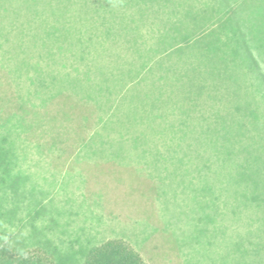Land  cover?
I'll use <instances>...</instances> for the list:
<instances>
[{"label": "rangeland", "instance_id": "obj_1", "mask_svg": "<svg viewBox=\"0 0 264 264\" xmlns=\"http://www.w3.org/2000/svg\"><path fill=\"white\" fill-rule=\"evenodd\" d=\"M108 1H77L74 11L42 7L40 0H0V66L21 83L29 82L25 94L41 99L45 110H57L59 101L72 131L65 130L67 148L57 159L72 170L64 186L39 148L26 141L20 149L8 140L19 183L13 171L0 192V211L10 212L19 202L12 229L23 227L29 234L46 227V236L64 250L72 239L51 230L54 219L68 222L81 244H93L92 234L97 241L122 238L136 249L143 241L168 245L174 254L170 264H264V100L252 113L251 105L260 99L241 73L239 97L231 98L238 90L226 86L222 100L214 83L170 86L171 72L156 82L150 77L153 69L119 96L123 80L138 71L140 54L121 50L116 42L106 48L107 24L115 20L117 4ZM203 1L208 0H183L188 16L181 8L168 24L187 26L203 10ZM249 20H254L251 12L246 18L238 11L228 24L244 32ZM233 33L222 39L227 47ZM227 47L223 55L231 57ZM195 59L206 61L201 55ZM234 59L230 69L241 72V58ZM37 64L44 67L39 86L30 82L29 72ZM192 64L197 66L191 62L188 68ZM4 76L0 73V81ZM65 77L67 84L60 80ZM65 84L68 90L62 91ZM95 120L100 129L76 147L85 126ZM147 176L159 185L158 201L152 202L150 192L141 198L128 194L132 188H150ZM112 177L127 181V189L112 184ZM9 183L19 189L11 191ZM39 209L42 214L35 216ZM141 253L148 264H163Z\"/></svg>", "mask_w": 264, "mask_h": 264}, {"label": "trees", "instance_id": "obj_2", "mask_svg": "<svg viewBox=\"0 0 264 264\" xmlns=\"http://www.w3.org/2000/svg\"><path fill=\"white\" fill-rule=\"evenodd\" d=\"M77 1L81 2V0H40V4L42 7L53 9L68 8L70 6L74 8V11H77L78 6L75 5ZM182 2L183 0H117L112 13L115 20L112 19L107 24L108 29L105 39L108 47L106 48L111 50L113 48L111 46L116 42L115 44L121 50L140 54L138 71L129 74L128 78L123 80L124 85L119 92V96L126 93V89L130 86L145 80L147 78L145 74L153 69L154 74L150 77L156 82L164 81L166 74L171 72L168 77L171 80L170 86H176L178 83H191V86L214 83V86L217 87L215 93L218 91V95L222 100L226 95L223 88L233 86L232 88L238 90V92L237 95L235 94L231 98L236 99L239 97L241 89L239 78L240 75H244V77H248L249 86L255 93V97L258 95V99H260L256 101L255 97L253 98L255 102L251 106L255 109L252 113H255L258 103L264 100V0L203 1V8L200 7L203 10H198V15L190 20L191 23L187 26L181 25L182 28H177L175 22H173V25L168 24V22L177 16L181 8L184 15L186 13V16H188L187 10L183 8L185 4ZM206 4H208L207 7ZM111 10L112 5L110 4L107 15L110 14ZM238 11L243 12L246 18L249 12L254 15V20H249V26L244 32H241L237 26L228 24V18ZM31 18L36 24L37 13L34 12ZM169 29L171 30L168 35L163 36ZM218 30L220 33L217 32ZM233 31L234 33L231 34L232 45L227 47L228 43L223 44L222 39L225 38L227 33ZM37 32V29H35V33ZM217 43L218 47H216ZM220 43L223 45H220ZM200 44L202 45L200 46ZM224 47H227L226 50L231 52V57L223 55ZM199 50L205 52L207 56L201 54ZM183 53H187L188 56L187 71L182 69L184 64ZM198 55L206 58V61L198 62L195 59V56ZM234 58H241L239 59L240 64L242 63L241 72L230 69L229 65H231L232 60H235ZM189 59H194V61ZM227 60H229V63H225ZM191 62L197 64L194 69H192L194 64L191 68H188ZM29 68H31L29 70L31 73L30 82L35 86H39V82L42 81L40 74L43 73L42 69L44 70V67L37 64L35 67ZM6 70L7 68L0 66L1 75L4 76L3 72L6 73L5 80L0 81V192H2L1 189L4 183L11 181L10 177L14 175L13 171L15 174L17 173L15 169H12L10 161L13 153L10 147L7 146L9 139L17 143L20 149L21 142L24 144L26 141H29L27 145L39 148L50 159V168L61 176V183L59 184L64 186L65 182L63 180H67V173L72 170H68L62 162L57 164V159L59 158L58 162L61 161L60 159L64 156V148H67V140L63 136L65 130L72 134L70 121L67 122V115H63L65 112L62 111L59 101L57 102V110L54 108L53 111L45 110L46 106L41 105V99L25 94L24 87L29 82L21 83V81L16 80V77L10 76V73ZM11 72V75H13L12 70ZM174 72L179 73L174 74ZM67 78H61L60 80H65L64 83H66ZM60 80L57 79V82H60ZM66 84L61 89L62 91L67 87ZM67 90L68 88L65 89V91ZM70 116L75 119L74 115L69 114V118H71ZM99 123L95 120L90 125H86L85 134L83 133L84 135L81 137L82 140L77 139L74 145L79 146L87 135L99 130ZM22 131H24L23 134ZM13 177L19 183L18 174ZM147 177L149 181L147 179L146 181L148 185H151L150 188L146 191L143 187H140L139 191L134 188L128 189V194L141 198L145 193L150 192L152 202L158 201L159 185L152 178ZM85 181H88V178ZM111 182L112 184L115 183L116 186L126 187L123 184H126L127 181L112 177ZM14 183L12 185L9 183L8 189L15 192L19 187L18 184ZM47 198L50 199V197ZM254 203L255 200L252 199L249 202V208H253ZM18 208L19 202L17 208L10 207V212L0 211V264H148L141 252L151 255L158 262L170 264V257L174 255L168 245L161 244L157 246L152 244L149 246L147 241H143L142 249L138 245L136 249L122 238L97 241L92 234H89L88 237H92L93 244L87 242V244H81V239L77 238L76 233L68 228V222L62 224L54 219L51 223V230H56L58 234L72 239L71 243L65 246L68 249L64 250L54 239L46 236L45 233L48 229L46 227L40 231L34 229L29 234L23 232V227L13 230L12 215L18 212ZM35 213V216H39L42 211L39 209ZM146 218H148V215H146ZM165 232L167 233V231Z\"/></svg>", "mask_w": 264, "mask_h": 264}]
</instances>
